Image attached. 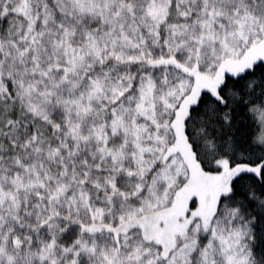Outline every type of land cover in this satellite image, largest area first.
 Wrapping results in <instances>:
<instances>
[{"label": "snow or ice", "instance_id": "obj_1", "mask_svg": "<svg viewBox=\"0 0 264 264\" xmlns=\"http://www.w3.org/2000/svg\"><path fill=\"white\" fill-rule=\"evenodd\" d=\"M0 264H264V0H0Z\"/></svg>", "mask_w": 264, "mask_h": 264}]
</instances>
